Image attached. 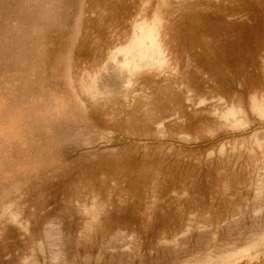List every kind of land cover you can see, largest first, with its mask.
I'll return each instance as SVG.
<instances>
[{"label":"rangeland","instance_id":"1","mask_svg":"<svg viewBox=\"0 0 264 264\" xmlns=\"http://www.w3.org/2000/svg\"><path fill=\"white\" fill-rule=\"evenodd\" d=\"M0 264H264V0H0Z\"/></svg>","mask_w":264,"mask_h":264},{"label":"bare ground","instance_id":"2","mask_svg":"<svg viewBox=\"0 0 264 264\" xmlns=\"http://www.w3.org/2000/svg\"><path fill=\"white\" fill-rule=\"evenodd\" d=\"M147 35L148 34H146V33H143V30L142 31H140L137 35H136V37L134 38V41L132 42V44H131V46H130V49H132L131 50V52L134 54V55H136L137 57H141V58H144L143 60H142V63H136L135 61L133 62V72L135 71H138V70H140V69H142V68H144L148 63H146V61H145V57L147 56V51H148V53H149V51H150V49L151 50H156L155 48H156V45H157V41L155 40H152V41H149L150 43H149V47L147 48L146 47V45L144 44V42H143V38L146 40V38H147ZM148 39H151V38H148ZM143 50H144V52H143ZM157 51H158V49H157ZM155 52V51H154ZM153 52V53H154ZM152 53V54H153ZM146 55V56H145ZM151 58H152V56H151ZM148 59V61L147 62H151L152 64L153 63H156V60H154V61H151V59L150 58H147ZM160 61V60H159ZM158 62V61H157Z\"/></svg>","mask_w":264,"mask_h":264}]
</instances>
